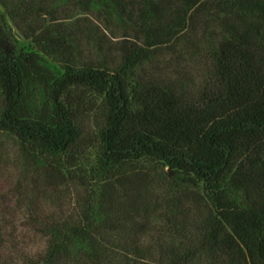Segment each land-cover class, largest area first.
Returning <instances> with one entry per match:
<instances>
[{
  "label": "trees",
  "instance_id": "16d2710c",
  "mask_svg": "<svg viewBox=\"0 0 264 264\" xmlns=\"http://www.w3.org/2000/svg\"><path fill=\"white\" fill-rule=\"evenodd\" d=\"M0 5L35 47L0 40V135L50 186L91 183L74 215L35 220L39 253L8 254L0 211V264H264V0ZM161 168L202 189L154 201Z\"/></svg>",
  "mask_w": 264,
  "mask_h": 264
},
{
  "label": "rangeland",
  "instance_id": "374dc122",
  "mask_svg": "<svg viewBox=\"0 0 264 264\" xmlns=\"http://www.w3.org/2000/svg\"><path fill=\"white\" fill-rule=\"evenodd\" d=\"M3 39L5 46L8 45L17 52L23 53L35 48L32 41L21 34L0 5V40ZM85 113L87 131L84 142L87 144L80 149L83 165L89 167V163L95 161L98 146L93 142L96 130L94 113ZM36 170V166L28 164L17 139L7 134L0 135V211L10 223L8 233L13 235V240L7 248L8 254L12 252L11 256L20 257L44 251L46 238L42 236L37 224L35 225V220L44 221L76 213L89 196L91 183L80 184L79 176L76 180L56 187L50 186L45 177ZM155 176L159 178L155 184L156 188L152 191L154 201L180 195L182 191L202 189L185 184L180 186L170 174L169 168L159 169ZM153 223L157 230L147 235L149 240L151 237L162 235L159 229L166 227L167 219L159 217L153 219Z\"/></svg>",
  "mask_w": 264,
  "mask_h": 264
}]
</instances>
